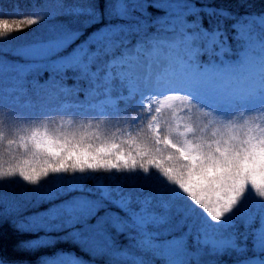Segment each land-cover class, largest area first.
<instances>
[{"label": "snow or ice", "instance_id": "1", "mask_svg": "<svg viewBox=\"0 0 264 264\" xmlns=\"http://www.w3.org/2000/svg\"><path fill=\"white\" fill-rule=\"evenodd\" d=\"M25 7L0 14V161L18 149L44 166L0 162V184L24 185L0 191V264H264V87L216 86L254 61L264 70V11L249 0ZM161 45L179 55L139 75ZM28 98L54 102L59 118H20L11 101ZM5 226L23 237L19 259L5 254Z\"/></svg>", "mask_w": 264, "mask_h": 264}, {"label": "trees", "instance_id": "2", "mask_svg": "<svg viewBox=\"0 0 264 264\" xmlns=\"http://www.w3.org/2000/svg\"><path fill=\"white\" fill-rule=\"evenodd\" d=\"M43 2V0H0V14H3L4 16H11V15H16L17 12L15 11V6L18 4L20 5V13L19 14H24L27 11H29L28 8L25 7L27 4L31 3H36L39 4ZM49 3H54L55 0H48ZM218 3H223L225 5H235L237 3V0H217ZM250 3H252L255 7L252 9V11L255 12H260L264 11V0H249ZM36 27V26H34ZM31 29H28L27 26H25V32L24 33H17V35L24 36L26 33L31 32ZM30 102H36V99L29 98ZM22 102V100H21ZM54 102H49L47 101V105H54ZM14 105V104H13ZM17 111L20 112L22 111V108L16 105ZM20 110V111H19ZM132 109H130L131 111ZM59 118V112L56 107L50 108V110L46 111L45 109L40 112L33 113L31 115V120H42V119H58ZM86 118H91V117H85L83 115L77 116L76 119H86ZM112 123H115L116 119L123 120L124 116L121 115L120 117H109L108 118ZM89 135L86 137L88 142L92 143L94 146H99L100 143L103 140V137L101 139H96L94 136L91 135L92 130H88ZM10 135V133H9ZM79 136V133H78ZM2 151V149H0ZM171 151V150H169ZM167 155V153H165ZM27 161V163H25ZM4 163L5 167L9 166H17L19 165L20 167H24L26 169L28 168H35L37 171L41 167L44 166V156L38 155L33 157L31 153L24 154L21 150L18 149H13L12 150V155L10 156L8 152H4L3 159L0 161ZM167 166V165H165ZM7 187H4V185L0 184V191H9L12 193H22L24 190V185L22 182H19V178L15 182H6ZM4 233L6 234V255L8 256L9 259H19L21 258L18 254L13 252V245L15 244L16 240L21 239L23 237H20L18 234L13 232V230L5 226L3 229Z\"/></svg>", "mask_w": 264, "mask_h": 264}, {"label": "rangeland", "instance_id": "3", "mask_svg": "<svg viewBox=\"0 0 264 264\" xmlns=\"http://www.w3.org/2000/svg\"><path fill=\"white\" fill-rule=\"evenodd\" d=\"M264 23V22H262ZM162 40H171L174 37L168 35H162L160 37ZM233 52H229L227 55L222 56L224 62H229L234 55L235 45H232ZM179 55V52L176 50H170L166 45H161L160 53L157 57L152 59H142L140 64L137 65L136 71L139 75L143 76L145 73L151 72H158L161 68L167 64L168 60L174 56ZM217 87H223L226 89H245L250 87H264V70L261 69V65L258 61H254L253 64L248 69L247 73L244 74H237L232 77L227 78L223 82H217ZM3 85H0V89H2ZM0 98H2V93H0ZM14 104L13 111L18 114L20 118H23L26 121L31 120V115L36 112L50 110V108L56 107L54 105H47V101H40L37 100L36 102H30L29 98L28 101L21 100L20 101H11ZM16 105L22 108V111L18 112L16 109ZM57 108V107H56ZM132 109L130 106L127 109L128 113L131 114ZM126 117L124 116V119ZM171 150V149H170ZM174 151V150H171Z\"/></svg>", "mask_w": 264, "mask_h": 264}]
</instances>
